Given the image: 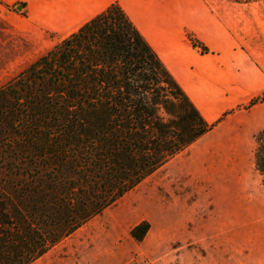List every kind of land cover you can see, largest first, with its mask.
Returning <instances> with one entry per match:
<instances>
[{
  "label": "trees",
  "instance_id": "1",
  "mask_svg": "<svg viewBox=\"0 0 264 264\" xmlns=\"http://www.w3.org/2000/svg\"><path fill=\"white\" fill-rule=\"evenodd\" d=\"M215 124L110 3L0 85V264H31ZM253 141L264 189V128Z\"/></svg>",
  "mask_w": 264,
  "mask_h": 264
},
{
  "label": "rangeland",
  "instance_id": "2",
  "mask_svg": "<svg viewBox=\"0 0 264 264\" xmlns=\"http://www.w3.org/2000/svg\"><path fill=\"white\" fill-rule=\"evenodd\" d=\"M44 2L0 3V85L65 36L35 16ZM250 7L264 25V0ZM243 123L217 136L203 167L193 144L31 264H264V189L252 163L264 118ZM183 159L190 171L180 176L174 163ZM143 220L150 228L136 240L129 230Z\"/></svg>",
  "mask_w": 264,
  "mask_h": 264
},
{
  "label": "crops",
  "instance_id": "3",
  "mask_svg": "<svg viewBox=\"0 0 264 264\" xmlns=\"http://www.w3.org/2000/svg\"><path fill=\"white\" fill-rule=\"evenodd\" d=\"M47 1H53L58 25L62 27L54 30L65 36L110 3L121 6L203 118L216 122L193 143L197 144L196 161L201 167L207 161L206 155L212 153L210 149L217 155V136L238 129L243 122L256 124L264 118V114L256 113L263 108L264 100L242 111L234 110L264 92V25L250 13L254 1L233 5L217 0ZM187 32L208 52L194 47ZM205 142L207 146L201 149ZM174 167L180 176L190 171L184 159L175 162Z\"/></svg>",
  "mask_w": 264,
  "mask_h": 264
},
{
  "label": "bare ground",
  "instance_id": "4",
  "mask_svg": "<svg viewBox=\"0 0 264 264\" xmlns=\"http://www.w3.org/2000/svg\"><path fill=\"white\" fill-rule=\"evenodd\" d=\"M34 8H35L34 12H36L35 16L47 22L53 28H61V26L58 25V22L60 20L57 21L59 16L57 17V13L55 12L53 1L44 2V4Z\"/></svg>",
  "mask_w": 264,
  "mask_h": 264
}]
</instances>
